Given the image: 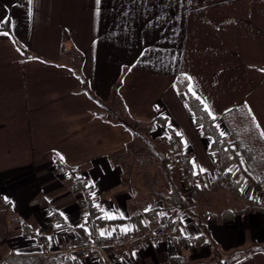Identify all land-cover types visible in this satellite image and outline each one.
Returning <instances> with one entry per match:
<instances>
[{
  "label": "crops",
  "instance_id": "obj_1",
  "mask_svg": "<svg viewBox=\"0 0 264 264\" xmlns=\"http://www.w3.org/2000/svg\"><path fill=\"white\" fill-rule=\"evenodd\" d=\"M262 70L264 0H0V264H98L67 246L90 201L109 219L99 235L125 236L133 264H264V187L225 183L213 137L177 88L191 77L229 137L226 116L247 108L239 137L264 152ZM157 116L166 123L148 132L122 121ZM170 128L194 184L163 158ZM173 185L190 198L194 185L192 206L173 212ZM163 212L174 216L166 239L155 235Z\"/></svg>",
  "mask_w": 264,
  "mask_h": 264
},
{
  "label": "trees",
  "instance_id": "obj_2",
  "mask_svg": "<svg viewBox=\"0 0 264 264\" xmlns=\"http://www.w3.org/2000/svg\"><path fill=\"white\" fill-rule=\"evenodd\" d=\"M3 26V29L9 27V25H5V27ZM68 40L69 35L67 31H65V43L62 46L63 49L67 48L66 42ZM71 48H73V46H71ZM177 88L186 93V102L194 113L196 125L201 128V131L204 134L213 137L214 142L212 150L215 155V162L222 174L223 180H229L228 184H232L236 189L241 187L245 179H250L255 185L264 187V173H262V175L258 173V163L264 161V158L261 157L264 152H259L257 149L245 145L240 139L238 133H235L232 137L224 134L221 135L222 132L220 131L218 124L219 117L211 115L204 103L189 91V82L186 77L179 76L177 79ZM122 121L134 132H144L142 131L143 126H145V129L148 132L153 129L156 121L165 124L167 120L164 117L157 116L148 123L127 119H122ZM169 131L171 132L170 136L164 135L160 137V140H168L169 146L168 152L162 154L163 158L168 161L175 159L176 161L181 162L183 167V180L194 184L197 179V174L194 171L190 158L184 156V143L182 137L176 134L172 128H170ZM169 200L171 201L173 212H177L179 209H186L193 204L192 197L184 196L182 190L176 185H173L172 187ZM108 221L109 219L104 215L101 206L98 203L90 201L87 205L84 225L80 228V231L83 232V235H91L94 238L99 239L101 238L99 230ZM170 222L171 220L169 223ZM202 239L204 240V237H202ZM257 245L260 247L255 246V248L263 247L262 245ZM73 261L75 264L79 263L77 260ZM26 262L28 263V261H25L20 256H12L3 264H26Z\"/></svg>",
  "mask_w": 264,
  "mask_h": 264
},
{
  "label": "built area",
  "instance_id": "obj_3",
  "mask_svg": "<svg viewBox=\"0 0 264 264\" xmlns=\"http://www.w3.org/2000/svg\"><path fill=\"white\" fill-rule=\"evenodd\" d=\"M184 156L188 155L184 153ZM58 165L63 167L61 162ZM64 170L66 171L65 168ZM225 183L228 184L229 180H225ZM190 195L194 198L198 195V190L194 185L190 187ZM171 219H174L173 213L163 212V215L160 216V226L155 231L156 236L166 239L167 235L164 228L168 226ZM125 240V236H101V238L96 239L91 235H83L80 231H76L71 236L67 246L69 251L73 252L76 258L81 261L88 259L93 252H97L98 264H112L114 260L117 264H133V257L128 256L124 252ZM39 247L46 251V243L44 241L39 243Z\"/></svg>",
  "mask_w": 264,
  "mask_h": 264
},
{
  "label": "rangeland",
  "instance_id": "obj_4",
  "mask_svg": "<svg viewBox=\"0 0 264 264\" xmlns=\"http://www.w3.org/2000/svg\"><path fill=\"white\" fill-rule=\"evenodd\" d=\"M74 51L75 50H73L72 52H74ZM72 62L74 65H78L80 63V61L77 59L73 60ZM249 119H252V116H251V114L247 108H240L234 112H231L229 115L226 116V122H227L228 126L231 128V130H234L235 133H238V135H245V136L248 135L247 134L248 133V127H250L248 125ZM143 129H144V132H147L145 129V126H143ZM256 134L257 133H253V131L251 132L250 136H252V138H253L252 140H257V138L259 139V137ZM160 148L162 150L167 148L165 141L161 140ZM258 169H259L258 173L262 175V173H264V171H263L264 170V162L258 163ZM243 188H244L243 190L246 191V192L244 191L246 196L248 194L252 193V186H249L248 184H246ZM187 191L190 193V187H188ZM254 193L256 194L257 190H255ZM198 195L195 199L198 198ZM162 215H163V213H161V216Z\"/></svg>",
  "mask_w": 264,
  "mask_h": 264
},
{
  "label": "snow or ice",
  "instance_id": "obj_5",
  "mask_svg": "<svg viewBox=\"0 0 264 264\" xmlns=\"http://www.w3.org/2000/svg\"><path fill=\"white\" fill-rule=\"evenodd\" d=\"M29 2L31 3V0H29ZM4 35H7V33H3ZM264 71V70H262ZM187 79L190 81L191 80V77H187ZM189 91L191 92L192 91V87L191 85H189ZM194 94V93H193ZM205 107L207 108V105H205ZM178 135H180L179 133H177ZM224 133H221V135H223ZM261 135H264V132L261 133ZM61 159H63V157H61ZM201 171H205L204 169H201ZM128 229H124V231H127ZM106 233L105 232H101V235H105ZM110 235V233H108Z\"/></svg>",
  "mask_w": 264,
  "mask_h": 264
}]
</instances>
